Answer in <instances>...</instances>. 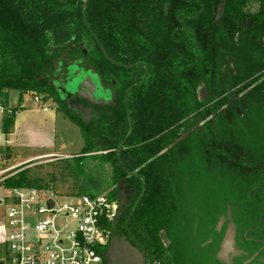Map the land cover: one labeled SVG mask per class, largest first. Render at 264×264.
Listing matches in <instances>:
<instances>
[{
    "label": "trees",
    "instance_id": "obj_1",
    "mask_svg": "<svg viewBox=\"0 0 264 264\" xmlns=\"http://www.w3.org/2000/svg\"><path fill=\"white\" fill-rule=\"evenodd\" d=\"M220 1L85 0L78 8V0H0L3 132L14 128L18 108L8 102L10 91L18 90L20 100L31 94L56 101L84 140L50 178L25 164L9 171L1 184L118 199L125 178L133 201L122 221L112 225L114 233L129 230L152 263L186 264L162 232L168 235L177 208L174 180L192 140L198 138L208 161L224 163L243 178L254 175L264 185V154L241 145L232 131L248 110H264V0H226L219 15ZM83 49L103 82L115 83L114 103L90 104L89 122L75 116L50 83L56 58ZM5 150L11 152L9 146ZM59 178L71 181L70 193L51 184Z\"/></svg>",
    "mask_w": 264,
    "mask_h": 264
},
{
    "label": "rangeland",
    "instance_id": "obj_2",
    "mask_svg": "<svg viewBox=\"0 0 264 264\" xmlns=\"http://www.w3.org/2000/svg\"><path fill=\"white\" fill-rule=\"evenodd\" d=\"M200 96H208L205 88L200 90ZM8 103L18 110L9 138L3 132L4 111L0 110V168L5 171V177L9 171L26 164L24 167H32L34 173L50 178V173L57 171V163L67 158L64 154L77 153L83 147L78 125L64 116L53 99L44 101L43 95L24 94L20 100L19 91L11 90ZM68 108L83 121H90V108L77 102L68 103ZM247 113L232 131L241 145L258 155L264 154V110H253L252 113L248 110ZM7 146L10 153L5 150ZM48 151L57 154L43 153ZM38 152L42 153L28 157ZM257 183L254 175L243 178L242 173L228 169L224 163L208 161L198 138L192 140L190 156L175 176L177 208L169 220L166 234L171 249H177L176 255L182 263L190 264V260L202 257L200 249H205L202 245L205 239L196 230L225 213L229 201L237 211L251 213L250 195ZM51 184L62 193L72 191L71 181L66 178H59ZM112 249L103 264H123L125 248L117 237Z\"/></svg>",
    "mask_w": 264,
    "mask_h": 264
},
{
    "label": "built area",
    "instance_id": "obj_3",
    "mask_svg": "<svg viewBox=\"0 0 264 264\" xmlns=\"http://www.w3.org/2000/svg\"><path fill=\"white\" fill-rule=\"evenodd\" d=\"M0 110L4 109L0 106ZM0 168V264H102L119 201L59 195L52 189H6ZM50 200L53 204H50Z\"/></svg>",
    "mask_w": 264,
    "mask_h": 264
},
{
    "label": "flooded vegetation",
    "instance_id": "obj_4",
    "mask_svg": "<svg viewBox=\"0 0 264 264\" xmlns=\"http://www.w3.org/2000/svg\"><path fill=\"white\" fill-rule=\"evenodd\" d=\"M81 1L82 0H78L77 2L78 8L79 6L84 5L80 3ZM86 56L87 54L83 52V54L74 55L64 54V56L56 58L50 83L53 84L54 81L57 80V72L55 70L57 64L62 63L63 65H66L68 61L80 57L87 61ZM114 84L115 83L113 82V84H105V86L114 92ZM79 98L80 97L68 98L66 99V102H77L78 104H82L85 108H90L93 111V107L90 105L91 103L84 99L88 103V105H85L79 101ZM258 169L259 168L256 167L249 168L248 170L254 172L258 171ZM252 190L253 191L250 195L252 201L251 213H246L247 210H245L246 212H243L242 210L241 212L237 211L234 208L232 201H229L225 213L220 214L216 220H211L209 223L207 222L206 224H203L201 228L196 230V233H201V237L205 239V242L202 244L205 249H200L202 257L192 259V261L190 260V264H264V185L257 183ZM118 201L119 205L122 203L123 207L122 209L119 207V214L114 224L122 221L123 216L128 212L132 205L133 192L126 179L121 184L119 182ZM229 204L232 206L231 215H228ZM133 211L129 214L126 221L127 230L129 229V223L133 216ZM222 217L224 219L220 223ZM231 224H234L236 228L235 242L232 249H228L225 253L221 254V251L223 250L221 249V244ZM116 237L125 248L123 264H160L157 261L152 263L149 254L145 251L139 241L133 237L129 230L126 233H114L113 229L111 230L109 243L105 250L102 251L103 263L105 262L107 254L112 252L113 242ZM173 250L176 254L177 249Z\"/></svg>",
    "mask_w": 264,
    "mask_h": 264
},
{
    "label": "water",
    "instance_id": "obj_5",
    "mask_svg": "<svg viewBox=\"0 0 264 264\" xmlns=\"http://www.w3.org/2000/svg\"><path fill=\"white\" fill-rule=\"evenodd\" d=\"M80 3L84 5L86 4L85 0H82ZM225 3L226 0L220 1L219 15L223 13ZM83 52L87 54L86 49H83ZM55 70L57 72V76H56L57 80L54 81L53 85L58 90L59 95L62 99L82 97L87 102L93 105H108L114 103L116 98L114 96V92L111 89L106 88L102 80L101 74L98 72V70L91 63L85 61L82 57L68 61L66 65L59 63L56 65ZM145 78L146 75L144 76L142 82L145 80ZM131 89L132 88H130L126 94V105L128 111H129L128 97L131 92ZM130 123H131V130L129 135L132 133L133 130L131 118H130ZM126 141L127 138L122 142L119 148L120 159ZM130 174L132 175L133 173L131 172ZM124 181L125 178L121 179L120 184L123 183ZM144 192L142 193L138 202L136 203L132 215L134 214L136 208L139 206V203L143 198ZM50 204H53L52 200H50ZM119 206L122 209L123 207L122 203H120ZM231 214H232V206L231 204H229L228 215ZM223 219L224 218L222 217L220 223L222 222ZM235 236H236V228L234 224H231L230 228L228 229L222 241L221 249L223 250L221 251V254L225 253L228 249L233 248L235 242ZM162 237L166 241V243H169V240L165 232H162Z\"/></svg>",
    "mask_w": 264,
    "mask_h": 264
},
{
    "label": "crops",
    "instance_id": "obj_6",
    "mask_svg": "<svg viewBox=\"0 0 264 264\" xmlns=\"http://www.w3.org/2000/svg\"><path fill=\"white\" fill-rule=\"evenodd\" d=\"M56 115H57V112H56ZM14 127H15V125H14ZM11 134V133H10ZM10 134H8V138H9V135ZM42 152H38V153H35V154H31V155H28V157H36V156H39L40 154H41ZM43 153H49V154H53V155H55V154H57V153H55V152H52V151H48V152H43ZM66 157H68V156H71L72 154H64ZM23 159H25V157H23Z\"/></svg>",
    "mask_w": 264,
    "mask_h": 264
}]
</instances>
